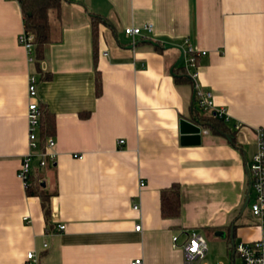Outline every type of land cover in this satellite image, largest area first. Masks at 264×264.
Instances as JSON below:
<instances>
[{"label":"crops","instance_id":"1","mask_svg":"<svg viewBox=\"0 0 264 264\" xmlns=\"http://www.w3.org/2000/svg\"><path fill=\"white\" fill-rule=\"evenodd\" d=\"M49 24L37 74L17 43L19 4L0 0V264H24L27 252L38 264H239L233 245L264 241L245 169L264 136V0H61ZM147 24L133 42L123 35ZM185 43L205 54L195 83L226 115L219 133L194 122L195 146L179 142V120L197 112L183 56L175 67ZM32 74L39 113L53 119L46 136L41 117L37 136L54 141L55 162L34 164L30 182L48 195L46 218L15 177ZM171 185L179 218L164 219L159 195ZM189 231L206 243L199 261L179 248Z\"/></svg>","mask_w":264,"mask_h":264},{"label":"built area","instance_id":"2","mask_svg":"<svg viewBox=\"0 0 264 264\" xmlns=\"http://www.w3.org/2000/svg\"><path fill=\"white\" fill-rule=\"evenodd\" d=\"M150 32L151 26L147 24L141 28H126L123 30V35L133 42L135 37L139 38L142 36V33L147 35ZM31 39V36L26 32H23L17 37V43L24 48L27 60L29 64L32 65L33 45H31ZM182 54L183 60L181 68L183 69L186 78L193 83V98L197 112L220 121L225 120V111L214 107L210 92L202 91L195 83L197 76L196 58L198 56H204L205 54L193 52L187 44L184 47ZM35 84V75L32 74L28 77L26 85L27 97L29 99V104L26 110L28 153L21 157L20 165L15 174L21 187L26 192L30 188L32 166L36 164L38 168H44L53 165L55 162L54 141L49 138L40 142L37 136L40 113L38 105L34 101L36 94ZM256 139L255 155L253 156L251 163L246 166V169H248L249 191L252 193V201L249 204V210L254 217L256 216L264 221V136L261 132L258 131L256 133ZM122 143L123 141H118L117 145L121 146ZM132 209L135 211L137 208L133 206ZM22 220L28 223V220L25 217H23ZM139 227L140 226H135L133 231L139 232ZM57 230L62 231L63 226L57 227ZM182 235H184V240L179 248L182 250L184 258H186L188 262L203 259L207 248L202 236L199 234L197 235L193 231L183 232ZM176 241L177 236H173L170 241L173 247H177ZM232 251L233 255L238 259L239 264H264V241L262 240L248 243H237L233 245ZM37 262L38 257L34 252H27L25 254L24 264H38ZM131 264H141V260H135Z\"/></svg>","mask_w":264,"mask_h":264},{"label":"trees","instance_id":"3","mask_svg":"<svg viewBox=\"0 0 264 264\" xmlns=\"http://www.w3.org/2000/svg\"><path fill=\"white\" fill-rule=\"evenodd\" d=\"M18 2L21 15L23 16V31L26 32L29 36L32 37L31 45L32 49V66L35 69V72L39 73V66L43 59V53L45 47L50 43V24L49 19L51 15H56L58 13L59 5L61 0H14ZM93 21V20H92ZM182 71L183 69L180 68ZM174 70V72H176ZM185 76V75H184ZM176 81L182 79V77H175ZM95 95H98L100 92L99 79H95ZM195 118L193 123L199 124L201 127H205L210 130L212 133L222 132L221 126H219L220 120H217L212 117H202L198 116L197 112L193 110ZM41 117H44L43 129L42 132L44 135L48 136L49 133L53 130V119L49 115H45L42 112L39 115V124ZM231 140V139H230ZM230 145L234 147L233 140L230 141ZM247 183L248 178V169H246ZM249 186V183H248ZM27 194L30 197H38L40 200L41 209L43 216L46 218L48 213L47 199L48 195L46 193H41L38 190H33L29 188ZM160 201V215L164 219L168 218H179V209H180V200H179V188L176 185H171L167 190L161 191L159 195Z\"/></svg>","mask_w":264,"mask_h":264},{"label":"water","instance_id":"4","mask_svg":"<svg viewBox=\"0 0 264 264\" xmlns=\"http://www.w3.org/2000/svg\"><path fill=\"white\" fill-rule=\"evenodd\" d=\"M179 59L177 60V63L175 64V67L179 63V61L182 59V52L179 50ZM179 127V142L183 146H195L200 144V127L193 124L192 122L187 121L186 119H180L178 123ZM227 141H230L228 137H224ZM246 169V168H245ZM248 201V198L245 199V202L243 204V208L246 206ZM233 243V242H231Z\"/></svg>","mask_w":264,"mask_h":264}]
</instances>
